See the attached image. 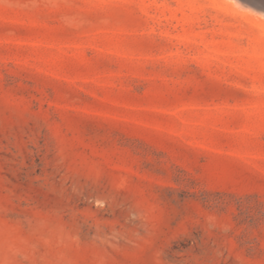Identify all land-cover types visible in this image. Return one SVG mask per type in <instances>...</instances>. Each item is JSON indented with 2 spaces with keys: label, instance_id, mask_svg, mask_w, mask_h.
I'll use <instances>...</instances> for the list:
<instances>
[{
  "label": "rangeland",
  "instance_id": "obj_1",
  "mask_svg": "<svg viewBox=\"0 0 264 264\" xmlns=\"http://www.w3.org/2000/svg\"><path fill=\"white\" fill-rule=\"evenodd\" d=\"M0 264H264V0H0Z\"/></svg>",
  "mask_w": 264,
  "mask_h": 264
},
{
  "label": "bare ground",
  "instance_id": "obj_2",
  "mask_svg": "<svg viewBox=\"0 0 264 264\" xmlns=\"http://www.w3.org/2000/svg\"><path fill=\"white\" fill-rule=\"evenodd\" d=\"M238 1V0H237ZM242 1V0H241ZM244 1V0H243ZM256 1V0H255ZM258 1V0H257ZM237 3V2H236ZM242 3V2H241ZM248 3V2H247ZM261 3V2H260ZM252 4V3H251ZM251 4H249V5H251ZM261 5H263V4H261ZM248 6V5H247ZM253 8V7H252ZM253 10V9H252ZM261 10H263V9H261ZM259 13V12H258ZM256 14V13H255ZM259 15V14H258Z\"/></svg>",
  "mask_w": 264,
  "mask_h": 264
}]
</instances>
